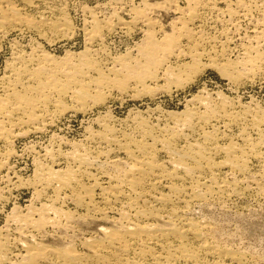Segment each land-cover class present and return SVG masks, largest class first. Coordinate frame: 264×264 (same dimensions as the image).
Segmentation results:
<instances>
[{"label":"bare ground","instance_id":"bare-ground-1","mask_svg":"<svg viewBox=\"0 0 264 264\" xmlns=\"http://www.w3.org/2000/svg\"><path fill=\"white\" fill-rule=\"evenodd\" d=\"M75 1L0 0V42L13 33H31L36 40L29 51L18 49L13 54L0 78V181L4 184L0 187V201L5 199V204L9 202L7 191L11 182L9 164L17 155L12 143L22 136L48 133L56 125L57 117L86 114L94 107L106 105L116 93L141 98L145 94L170 92L173 86L185 87L200 71L204 58L208 61V65L202 64L205 68L217 69L236 83L252 80L258 74L264 76V0H142L141 6L129 9V20L118 15V11L124 12L128 7V1L111 0L113 12L103 19L88 7L83 8L84 13H89L84 19L88 25L82 29L86 31L84 39L88 45L80 52L66 51L58 57L38 40L53 43L54 39L68 40L76 33L68 13L69 5ZM166 10L177 14L169 32L163 31L156 19L157 13ZM243 20H250L253 35L248 46L239 48V61L233 62L223 48L229 50L233 44L228 39L229 30L237 29ZM210 21L227 30L224 35L228 40L219 42L222 51H218L216 40L206 34ZM139 25L146 29L142 30L143 39L135 51L110 56L105 63L99 54L107 35L118 26L127 33ZM158 29H162L160 36ZM94 44L99 47L92 48ZM221 94H216L222 99L218 103L209 94H201L188 100L191 106L187 104L182 112H162V124L157 121L151 126L144 115L134 113L127 120L117 121L129 124L130 130L121 131L107 120L110 116L106 113L95 119L97 129L87 127L84 141L52 133L46 144L40 145L39 153L35 152L36 187L33 185L32 194L37 201L31 200L22 209L15 206L5 216L3 226L9 233L0 230V264L8 259L13 244L21 245L23 250L12 252L7 264H260L259 255L223 246L221 239V244L212 240L219 235L214 234L218 222L213 225L209 217L200 220L189 216L194 203L205 208L214 194L225 197L229 192H237L236 182H253L254 186L248 182L241 187L242 192L262 187L258 182L261 175L250 171L249 162L252 157L264 162V142L248 136L241 140L243 145L237 141L221 144L219 135L226 133L215 122L222 121V126L230 129L232 122L251 115L249 123L264 136V112L261 108L246 109V105L234 106ZM208 126L211 129L206 130ZM86 141H95L101 148L96 156ZM113 147L125 157L99 161ZM159 152L166 153L164 160L158 158ZM97 165L105 171L101 178L89 170ZM219 171H223V177ZM160 185L163 190L158 192ZM61 194H67L66 199L77 208H87L86 213L75 215L58 205L55 200ZM103 219L110 224L97 223ZM82 221H90V225L94 222L95 233L87 232L77 239L76 229H81ZM54 234L55 243L37 240ZM24 237H29V241H23ZM79 244L88 247L89 253L79 251Z\"/></svg>","mask_w":264,"mask_h":264},{"label":"rangeland","instance_id":"rangeland-1","mask_svg":"<svg viewBox=\"0 0 264 264\" xmlns=\"http://www.w3.org/2000/svg\"><path fill=\"white\" fill-rule=\"evenodd\" d=\"M127 1H128V3H127L128 7L125 9V11L123 10L125 13L122 11H118V15L121 16L123 18V20H126V19L129 20L130 19V16H131L130 10L133 7H137L139 4H140L139 6L142 5L141 4L142 0H136V1L132 0L134 3L132 1H129V0H127ZM145 1H146V3L147 2L153 3L152 0H145ZM154 3H155V1H154ZM110 4H111V0H76L75 3L73 2L71 5H69L70 7H68V13H69L70 18H72L71 21H72V23H74L73 24V26L75 27L74 32L76 31V33L75 34L73 33V35L68 40L58 41L57 39H54L55 42L53 41V43L49 42V40L43 41V40L39 39L38 41L42 44L41 46H43L50 53H52L58 57L65 55L68 51L76 52V53L82 51L85 48V46L88 45V44H86V39H84V36H85L84 34L86 31L84 30L85 31L84 32L82 29L87 27L88 24L86 25L84 23H85L88 15H89V13L87 14V12H85V13L83 12L84 11L83 8L88 7L90 9L89 10L90 12L95 11L94 13H96L100 19H103L106 14H108L106 16L109 17L111 15L109 13L113 12L114 6L112 4L111 5ZM131 4H133V5H131ZM104 5H108V6L110 5L112 7H110V6L107 7ZM96 6H98V7H96ZM94 7H96V9ZM100 9H101V11H99ZM102 9H103V11H102ZM105 9L108 11H106ZM128 12H130V13L128 14ZM160 13L161 14L157 13L158 15H157L156 19L159 20V22H160L159 25L161 26V28H163V31L167 30L166 32H169L170 31L169 29H171V26H172L171 23L173 20L174 21L176 20L175 17H177V14L174 12H169V10H166L165 12L163 11ZM84 14H85V17H84ZM98 14L99 15L102 14V15L99 16ZM158 16H160V17H158ZM161 16H162V19H160ZM125 17H126V19H125ZM84 19H85V21H84ZM213 23L214 22L210 21V23L208 24L207 29L208 30L211 29V30L208 31L206 29V34L208 36H210V38H213V40L214 39L216 40V42H217L216 46H217L218 51H222V48H223L219 42H221V41L226 42V40L231 39L230 43H233V44H231L230 47L228 46L229 50L226 49L227 47H225L223 49L227 52V58L229 57L228 59H231V61H233V62H238L240 59V56H242L241 55L242 53H239V52H242L240 49L243 48V45L248 46L249 41L251 39V36L253 35L252 25L250 23V20H243L242 22H240L241 23V24H239L240 29H238L239 27L237 29H234L233 27L230 28L228 26L230 28V30H229L230 36H228L229 37L228 39L226 38L227 36L224 35L227 33L225 26L221 25L220 23H217V24L216 23L213 24ZM209 25H210V27H209ZM215 25H216V27H215ZM118 27L116 28L115 32L113 31L114 33L112 32V34L110 33L107 35V37L105 38V40H106L105 44H104V46L102 45V48H101L102 51L99 54V56H101V58L104 59L105 63L107 62V58L108 57L110 58V56L115 57L114 55L117 56V55L125 54V53H127V51H130V52L133 51L134 52L137 45L140 43V40L142 41V39H143L142 30L146 29V27L143 26V28H141L142 25H139L136 27L138 30L136 28H134L130 31H127V33H126L125 30H123L124 32L120 30L121 29L120 26H118ZM246 27H247V29H246ZM158 30L159 31L157 34H159V36H160V34H161L160 31L162 29L161 30L158 29ZM223 30H224V32H223ZM234 30H235V32H234ZM247 30H248V32H247ZM245 32H246L247 36L245 35ZM233 33H234V36L232 35ZM235 34H237V35H235ZM247 37H248V39H247ZM239 38L241 39V41ZM4 39L5 40H2L0 42V50H1L0 51V78L6 72L5 71L6 70L5 65L9 62V59L11 61L13 54L15 52H17L18 49L19 50L25 49V50L29 51L30 48L34 45V43H36L35 42L36 40L31 33H24V34L13 33L12 35L8 36L7 39L6 38H4ZM31 40H33V41H31ZM207 42L208 41H206V43ZM13 44H15V45H13ZM208 44H209V42L206 44V47L208 46ZM240 45H242V46H240ZM98 47H99V45L94 44L92 48L97 49ZM133 47H134V49H133ZM129 48H130V50H129ZM233 48H235V49H233ZM105 49H106V52H105ZM207 63H208L207 58H204L202 61V64L208 65ZM202 64L200 66V71L193 78L194 80L192 79L191 81H189V83H187L185 85V87L178 89V88L173 86V88L171 89L170 92L161 91L160 93H157V94L155 93L154 95L153 94H148V95L145 94L141 98L140 97L134 98V97L129 96L127 94L125 95V94L116 93L110 98L109 102H107L106 105H103L101 107H94L93 109H91L86 114L77 113L74 115V113H68L67 115H65L64 118L57 117L56 125L52 126L53 128L51 127V129L48 133H45V134L43 133L41 136H34V137L33 136H31V137L22 136L20 138H17L12 143V148H14V151L15 150L17 151V155L15 157L11 158L10 164H9V167H10L9 172L10 173L8 172L9 176H10L9 177L10 180L9 179L8 180L11 181L9 188H8V191H7V197H8L9 202L7 203L8 204L7 205V204H5V202H6L5 199L3 200L4 202L0 201L1 202L0 203V230H3L4 234L9 233V231L5 230L6 227H4L3 225L5 222V216L7 214H9L15 206L22 209L31 200L33 202L37 201L36 196L34 194H32V191L34 192L33 185L36 184V183L34 184L35 181H33V178H34L33 177V171L36 169V167H34V166H36L35 165L36 161L34 159H36V157H37L36 153H39V151L41 150L40 147L42 145L46 144L49 136L52 133L56 132L55 134H58L60 136H64L68 139L74 138L75 140L84 141L85 140L84 138L87 135V129H89L90 127H91V130L95 129V128L97 129L98 126H97L95 119L97 120L99 118V116H104L106 113H108V115L110 116V117H108L109 119L107 118V120L108 121L110 120V123L116 124L117 127L121 131L127 130V129L130 130V128H129V124L124 123L123 125H121V123H119V122L121 120H127L128 118L132 117L134 115V113L135 114L140 113V114L144 115L143 118H145L147 120L148 124H150L151 126L153 123L156 124L157 121H158V123L162 124L164 122V120L161 118L162 116H160L162 112L163 113H165L166 111L182 112L188 107V105L191 106V103H189V101L194 96L201 95V94L202 95H208L209 94L208 96L211 98V100L214 102V100L216 99L215 101L218 103L222 99L218 98V95H216V94L222 93L221 95L224 98H226L227 100H229L230 102L229 101L228 102L230 104H233L234 106L237 105V106L241 107L243 105H246V109L258 110L261 108L262 109L261 111L264 112L263 111L264 110V76H260L261 74H258L256 76V78H254L252 80L249 79L250 81L249 80H243V81L239 82L240 83L239 84V83L231 81L228 77L221 74L217 69L210 68V67L205 68ZM152 86H154V85H152ZM212 97H214V98H212ZM248 106H249V108H248ZM69 115H71V116H69ZM112 117H113V119H112L113 121H111ZM244 117L240 118L238 120V122L234 121V124H236L235 126H234V124H232L233 123L232 122L231 123L232 126L230 127L231 130L229 128L225 129V127H223L224 123L222 121H220L221 123L215 122L216 124H220L219 127H217V126H215V127H217L222 132L224 131V134L226 133L225 136L223 134L219 135L220 136L219 142L221 144H222V142H223V144H228L232 141L233 142L237 141L238 144L243 145L244 143L241 140H243V139L245 140V138H248V136L251 139L252 138L254 140L256 139V141H263L264 142L263 134L258 132L250 124L251 123L250 121L252 119L251 115H247ZM247 118H249V119H247ZM150 120H151V122H150ZM117 121H119V122H117ZM210 126H212V125H210ZM243 126L246 127L247 129H245ZM87 127H89V128H87ZM208 129H211V127L208 126L206 128V130H208ZM253 130H255V131H253ZM240 131H242L243 133ZM239 133H240V135H239ZM249 133L251 134V136ZM259 137H261V138H259ZM147 140L149 142H151V138H149V139L147 138ZM90 142L92 144H89ZM85 143L87 144L88 148H89V145H91V147L89 149H90V151H92L94 153L95 156L97 155V151L101 149L100 147L97 146L95 141H86ZM29 146H34L36 148L35 149H29L28 148ZM115 148L116 147H113L111 150V153H109V154L106 153V155H105V152H104V154H102L101 157L99 158V161L101 160V162H104V161H107L108 158L115 157V156H120L122 158L125 157L122 153H120V150H118L116 148L117 149V151H116ZM165 157H166L165 152L164 153L159 152L158 158L164 160ZM217 157L218 156H216V158ZM102 160H104V161H102ZM49 163L51 164L50 161L48 162V164ZM55 165H56V163H55ZM56 166H58V165H56ZM249 166H250V171H252V172L255 171L254 173L258 172L257 176L261 175V176H259L258 182L260 183V187L262 186L264 189V178H263L264 177V170H263L264 169V167H263L264 162L260 161V159H258V158L255 159L252 157V158H250ZM89 170L93 174H96V175L98 174L96 177H99V178H101V175L105 174V171H103V168L98 166V165L89 169ZM99 170H100L101 174L98 173ZM101 171H103V172H101ZM223 171H224V169H223ZM223 171H219L220 177H223V173H222ZM259 171L261 172V174ZM238 176L242 177L241 175H238ZM261 177H262V179H260ZM86 180H85V182L88 183V180L87 181ZM244 180L246 181V179H244ZM244 180H243L244 183L243 182H241V183L236 182L235 183V186L237 187V192H231L232 195L230 192L227 193V195L225 197H222L218 194H214V197L212 196V198H210V200H208V203H207L208 205L205 204L206 205L205 208L203 207V205L201 207V204L194 203L195 206L194 205L192 206L194 208L191 207V212H194V211H196V212L194 214L190 212L189 216L192 215V217L198 218L200 220L201 219H207L208 220V217H209V219H210L209 221L213 225L216 222H218V223H216L218 225H215L216 228L214 227L215 230L217 231L214 234L216 235L218 233L219 235H216L214 237L217 241L215 239H212V240H214L215 242L220 243V244L223 242L221 245H223V246L227 245L228 247H231L232 249L234 248L233 250H236V251L237 250L239 251L241 249L240 251H243V252H244V250H246L245 253L248 252V254H254V255L256 254V256L259 255V259H257L258 257H256V256H254V257H256L255 259L259 260L260 264H263L264 258H262V257H264V255H262V253H264L263 252L264 251V192H263L264 190L262 191V187H261L260 190H258V191H256L257 189H255V190L249 189L248 192H247V190H243V192H242L241 187L244 188L248 184L251 186H254V184H252L253 182H249L247 180V183L249 182L247 184ZM20 181L23 182V184H20ZM14 182H16V183H14ZM5 184L7 185L8 183H5ZM1 186H4V184H2V182L0 181V187ZM34 187H36V185ZM159 187H161V188H158L159 190L157 189V191L161 192V190H163V187L161 185ZM238 191H240L241 193ZM259 191L260 192L262 191L261 193H263V194H261ZM233 193L235 196L233 195ZM239 194H241V195H239ZM63 195L64 194H61L60 197L57 200H55L58 205H61V206L63 205L65 207V208L64 207L63 208L67 211L71 210L70 212H72V213L75 212L76 213L75 215H80V214L86 213L85 210L87 208H85V207H83L84 209L82 207L77 208L75 205H72V203H70L68 199H66L67 194L65 195L66 197H64ZM237 195H239V196H237ZM62 196L65 198V201L63 200ZM229 197H230V200H229ZM94 198H95V196H94ZM222 199L224 202V203L222 202L223 204L221 203ZM213 200H215V201H213ZM97 202L99 203L100 201L98 200ZM216 203L219 205L216 206L215 205ZM224 204L226 206H224ZM199 205H200V207H199ZM210 205L212 208L210 207ZM1 207H3V208H1ZM201 208L205 209V210H202ZM251 208H252V210H251ZM78 209H79V211H77ZM126 209H128V208H126ZM197 210H199V211H197ZM7 211H9V212H7ZM109 214H111V213H109ZM96 216H98V218H101V215L97 214ZM103 220H104V222H103ZM103 220H100V221L98 220L97 223L98 224L106 223L108 225L110 224V222L107 221L108 219H103ZM212 220H213V222H212ZM89 223H90V221H89ZM89 223H87V222L84 223L82 221L83 227L81 226V229H76L77 230V232H76L77 233V236H76L77 239H80L82 236L86 235L87 232L89 235H91V234L94 235L95 230L93 227H95V225H92V224H94V222L91 225ZM217 228H218V230H217ZM58 232L55 234L58 235ZM221 232H223L225 234V238H224V236L222 237L223 233L221 235L220 234ZM55 234L50 235L46 238L45 237H37V240H39V241L44 240L43 243H45V244L55 243V242H57V241H54V240H56L54 237ZM218 236L219 237L221 236L222 238L221 237L219 238ZM217 237H218V239H217ZM21 239L23 241H29L30 238L24 237ZM219 239H221L222 242H220L221 240L219 241ZM225 240H226V242L228 241L227 244H225L226 243ZM231 243H232V246H231ZM78 249L82 253H89V250H90L88 247H85L82 244L78 245ZM22 250H23V248L19 244L11 245L10 250H9L8 259H6V261H4V264H7V262L11 260L10 258H12L11 257L12 252H14V251L20 252ZM253 252H255V253H253ZM256 252L259 254H257ZM43 264H45V263H43Z\"/></svg>","mask_w":264,"mask_h":264}]
</instances>
